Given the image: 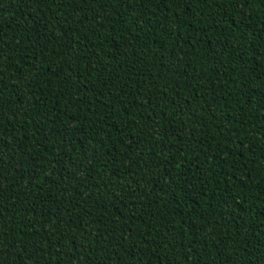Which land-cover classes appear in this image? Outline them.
Listing matches in <instances>:
<instances>
[{
    "label": "trees",
    "instance_id": "trees-1",
    "mask_svg": "<svg viewBox=\"0 0 264 264\" xmlns=\"http://www.w3.org/2000/svg\"><path fill=\"white\" fill-rule=\"evenodd\" d=\"M0 264H264V0H0Z\"/></svg>",
    "mask_w": 264,
    "mask_h": 264
}]
</instances>
